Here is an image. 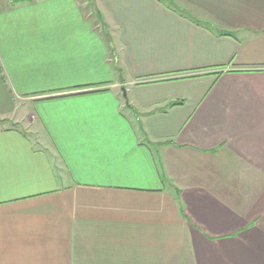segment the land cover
<instances>
[{
  "label": "crops",
  "instance_id": "crops-1",
  "mask_svg": "<svg viewBox=\"0 0 264 264\" xmlns=\"http://www.w3.org/2000/svg\"><path fill=\"white\" fill-rule=\"evenodd\" d=\"M91 1L0 7V264H264V0Z\"/></svg>",
  "mask_w": 264,
  "mask_h": 264
},
{
  "label": "rangeland",
  "instance_id": "rangeland-1",
  "mask_svg": "<svg viewBox=\"0 0 264 264\" xmlns=\"http://www.w3.org/2000/svg\"><path fill=\"white\" fill-rule=\"evenodd\" d=\"M88 1H91V0H88ZM93 3L94 2L91 1V5H93ZM19 4H21V3H19ZM14 5L15 4H14L13 0H0V7L1 8L8 7V6L11 7ZM91 5L88 3L86 6L90 9ZM93 10L97 11L96 8L92 7V12H93ZM99 14L100 13L98 11L94 12L95 16H100ZM100 22H102V21H100ZM108 31H107V34H108ZM30 122H32L33 127H38V121L36 119L31 120L30 115H28L27 112L23 111V109H22L15 116L14 115L13 116H0V129H4V128H8V127H14L17 125L18 127L21 128V130L25 131L26 133H29V135L34 140H38V138H40L38 130L34 129V128L27 127V125Z\"/></svg>",
  "mask_w": 264,
  "mask_h": 264
},
{
  "label": "trees",
  "instance_id": "trees-1",
  "mask_svg": "<svg viewBox=\"0 0 264 264\" xmlns=\"http://www.w3.org/2000/svg\"><path fill=\"white\" fill-rule=\"evenodd\" d=\"M28 1H30V0H13V2H14L15 5H17L19 3H23V2L25 3V2H28Z\"/></svg>",
  "mask_w": 264,
  "mask_h": 264
}]
</instances>
